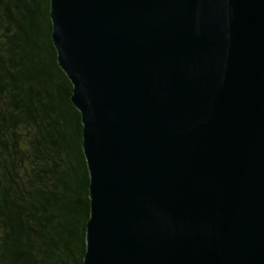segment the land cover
I'll use <instances>...</instances> for the list:
<instances>
[{
  "label": "water",
  "instance_id": "1",
  "mask_svg": "<svg viewBox=\"0 0 264 264\" xmlns=\"http://www.w3.org/2000/svg\"><path fill=\"white\" fill-rule=\"evenodd\" d=\"M90 173L81 264H264V0H50Z\"/></svg>",
  "mask_w": 264,
  "mask_h": 264
},
{
  "label": "trees",
  "instance_id": "2",
  "mask_svg": "<svg viewBox=\"0 0 264 264\" xmlns=\"http://www.w3.org/2000/svg\"><path fill=\"white\" fill-rule=\"evenodd\" d=\"M50 0H0V264H81L90 173Z\"/></svg>",
  "mask_w": 264,
  "mask_h": 264
}]
</instances>
